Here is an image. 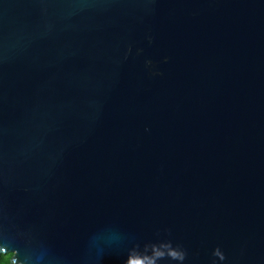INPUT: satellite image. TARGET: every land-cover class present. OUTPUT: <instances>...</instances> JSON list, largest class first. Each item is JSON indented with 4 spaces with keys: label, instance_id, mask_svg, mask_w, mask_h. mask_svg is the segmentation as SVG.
I'll return each instance as SVG.
<instances>
[{
    "label": "water",
    "instance_id": "obj_1",
    "mask_svg": "<svg viewBox=\"0 0 264 264\" xmlns=\"http://www.w3.org/2000/svg\"><path fill=\"white\" fill-rule=\"evenodd\" d=\"M8 264H264V0H0Z\"/></svg>",
    "mask_w": 264,
    "mask_h": 264
},
{
    "label": "trees",
    "instance_id": "obj_2",
    "mask_svg": "<svg viewBox=\"0 0 264 264\" xmlns=\"http://www.w3.org/2000/svg\"><path fill=\"white\" fill-rule=\"evenodd\" d=\"M10 257H11V254H6V255L1 254L0 255V264H8Z\"/></svg>",
    "mask_w": 264,
    "mask_h": 264
},
{
    "label": "snow or ice",
    "instance_id": "obj_3",
    "mask_svg": "<svg viewBox=\"0 0 264 264\" xmlns=\"http://www.w3.org/2000/svg\"><path fill=\"white\" fill-rule=\"evenodd\" d=\"M132 264H136V262H132Z\"/></svg>",
    "mask_w": 264,
    "mask_h": 264
}]
</instances>
